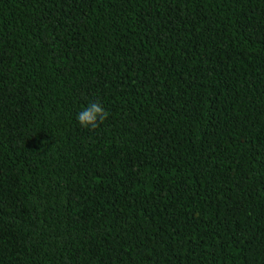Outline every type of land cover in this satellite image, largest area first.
<instances>
[{"label": "trees", "instance_id": "16d2710c", "mask_svg": "<svg viewBox=\"0 0 264 264\" xmlns=\"http://www.w3.org/2000/svg\"><path fill=\"white\" fill-rule=\"evenodd\" d=\"M0 264H264V0H0Z\"/></svg>", "mask_w": 264, "mask_h": 264}, {"label": "clouds", "instance_id": "9594fccd", "mask_svg": "<svg viewBox=\"0 0 264 264\" xmlns=\"http://www.w3.org/2000/svg\"><path fill=\"white\" fill-rule=\"evenodd\" d=\"M109 117V112L105 110L102 104L92 102L77 114V120L85 127L97 128Z\"/></svg>", "mask_w": 264, "mask_h": 264}]
</instances>
